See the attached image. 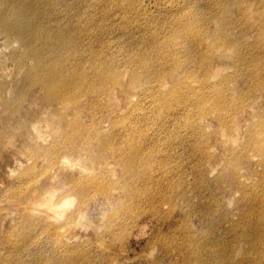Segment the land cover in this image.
I'll return each mask as SVG.
<instances>
[{
  "label": "rangeland",
  "instance_id": "374dc122",
  "mask_svg": "<svg viewBox=\"0 0 264 264\" xmlns=\"http://www.w3.org/2000/svg\"><path fill=\"white\" fill-rule=\"evenodd\" d=\"M46 2L85 92L0 28V264H264V0Z\"/></svg>",
  "mask_w": 264,
  "mask_h": 264
},
{
  "label": "bare ground",
  "instance_id": "6f19581e",
  "mask_svg": "<svg viewBox=\"0 0 264 264\" xmlns=\"http://www.w3.org/2000/svg\"><path fill=\"white\" fill-rule=\"evenodd\" d=\"M47 5L46 0H0V28L20 36L25 49L17 59L20 73L28 80L34 72L40 87H48L44 97L49 101L61 98L65 105L73 99L68 94L71 89L85 92L86 77L73 65L70 29L55 25L59 18ZM259 221L264 227V216Z\"/></svg>",
  "mask_w": 264,
  "mask_h": 264
}]
</instances>
